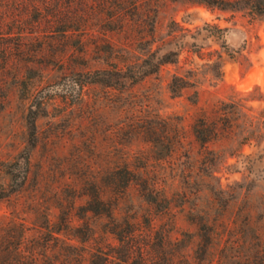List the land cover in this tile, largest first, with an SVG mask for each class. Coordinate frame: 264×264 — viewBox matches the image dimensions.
I'll return each instance as SVG.
<instances>
[{"label":"rangeland","instance_id":"rangeland-1","mask_svg":"<svg viewBox=\"0 0 264 264\" xmlns=\"http://www.w3.org/2000/svg\"><path fill=\"white\" fill-rule=\"evenodd\" d=\"M138 1L136 10L123 11L120 0H38L41 22L31 29L29 0L2 1L0 162L31 155L23 193L0 201V215L11 216L12 203L19 204L30 249L43 242L45 235L33 238L43 212L56 224L75 197L71 226L85 234L88 221L97 234L89 246L113 248L117 240L103 234L97 216L83 215L85 198L77 196L101 172L96 166L128 156L135 167L147 164L166 198L149 204L132 185L115 206L117 218L138 230L136 242L159 252L155 264H264V17L198 0ZM158 50L176 54L130 91L85 83L88 72L141 62ZM174 76L191 82L178 95L170 89L181 84H172ZM232 100L241 104L233 122L261 137L233 150L219 141L201 146L194 121ZM156 116L181 129L171 157L130 132L132 118ZM197 222L207 225L199 230Z\"/></svg>","mask_w":264,"mask_h":264},{"label":"trees","instance_id":"trees-1","mask_svg":"<svg viewBox=\"0 0 264 264\" xmlns=\"http://www.w3.org/2000/svg\"><path fill=\"white\" fill-rule=\"evenodd\" d=\"M2 1L4 0H0V28L6 26L7 23L4 8L6 6L2 5ZM37 1L29 0L28 5L25 6L26 13H28L25 20L29 29L41 22ZM198 1L223 10L246 11L264 17V0ZM120 2L123 5L121 6L123 11L136 10L140 5L138 0H120ZM25 20L21 19L20 21L24 22ZM160 50L151 52L141 62L130 61L121 68L114 66L111 69L103 68L88 72L85 74L87 79L85 83L122 90V92L130 91L134 84L142 82L147 76L157 72L162 63L171 62L169 58L173 51L160 53ZM173 53L176 54V52ZM180 79L174 76L172 84L177 80L180 81ZM83 83L81 85H84ZM188 83L191 82L181 79V84L178 83L176 87L172 85V88L170 86L171 92L178 95L180 89L185 88ZM240 108L241 104L238 101H222L216 106L211 118L198 117L192 126L196 142L201 146L212 142H225L228 149L233 150L251 139L257 140L258 137H261L262 134L259 136L246 123L241 125L233 122L240 113ZM36 117L33 116L28 124L30 134L33 137H35L37 128ZM139 119L132 118L130 120V132L133 134L134 140L143 141L149 145L150 149L158 150L163 147L166 157H171L177 153L182 141L180 127L178 128L170 120L159 116L149 120ZM30 155V153H26L24 156H17L13 160L0 162V201H9L13 198L17 201L16 197L23 193L29 180ZM150 158L145 159L148 161ZM132 159V157L125 156L118 165L111 166L108 158L105 161L106 164L100 167L96 166L97 170L101 172L92 177L91 181L83 182L84 184L79 186L81 192L77 196L85 198V204L81 206L85 212L83 215L97 216L100 219V224L102 223L101 231L103 234L112 235L117 240L118 244L115 247L110 249H106L107 246L106 248L101 246L90 247L89 243L96 240L97 234L94 227L87 223L88 221L83 222L85 230H87L84 232L85 234H79V227L71 226V211L75 207L74 197L73 201L68 202V205L62 208L56 224L49 220L47 212H43L42 225L38 224L39 227L34 228L35 234L33 236L37 239L40 235H45L43 242L36 244L33 248L25 249L30 228L23 218L24 214H21L23 210L14 201L11 216L0 215V264H109L111 260L116 261V264H155L159 252L155 254L150 248L147 250L146 247H141L135 239V233L138 230L130 227L131 223L127 219L119 220L115 210L121 195L132 185L137 187L140 196L149 204L154 205L158 200L166 199L164 196L159 197L161 193L159 184L149 173L147 164L135 167ZM16 168L18 169L16 170ZM103 179L106 182L104 187L101 185ZM13 183H16L17 188L11 190ZM104 217L108 219L105 223L102 222ZM197 225L201 230L202 226L207 224L206 222H197ZM53 239L57 242L54 246L51 245ZM72 240H76L77 243H73ZM207 241L210 242V238H207ZM200 244L206 245L203 239ZM138 259L142 262H137Z\"/></svg>","mask_w":264,"mask_h":264}]
</instances>
